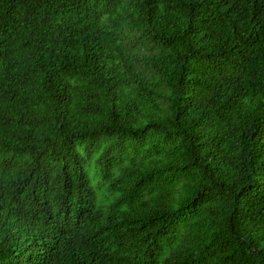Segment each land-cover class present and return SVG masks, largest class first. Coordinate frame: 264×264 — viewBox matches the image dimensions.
Masks as SVG:
<instances>
[{
	"label": "trees",
	"instance_id": "obj_1",
	"mask_svg": "<svg viewBox=\"0 0 264 264\" xmlns=\"http://www.w3.org/2000/svg\"><path fill=\"white\" fill-rule=\"evenodd\" d=\"M101 224L70 264H264V0H0V264Z\"/></svg>",
	"mask_w": 264,
	"mask_h": 264
},
{
	"label": "clouds",
	"instance_id": "obj_2",
	"mask_svg": "<svg viewBox=\"0 0 264 264\" xmlns=\"http://www.w3.org/2000/svg\"><path fill=\"white\" fill-rule=\"evenodd\" d=\"M109 24V23H108ZM110 25V24H109ZM112 27V26H111ZM114 31L112 27V32ZM141 41V37L136 38V41L132 42L136 46ZM111 47V46H110ZM51 189L47 185H43V192H44V199L47 204L52 203V193ZM70 208V207H69ZM71 224L73 220L70 216ZM112 222V220H111ZM129 228H133V225H127ZM103 224L98 227L97 225H87L83 227L82 234L78 237L76 234H66L65 237L62 239L61 243L58 245V248L53 252H58L55 257L49 258V264H70L71 261H81L85 259H96V255L92 252V249H96L93 244V238L96 231H104ZM111 228L119 229L120 225H117V221L112 222ZM69 231V230H68ZM68 233V232H67ZM113 235V234H112ZM171 235V234H170ZM117 237H123L121 235H113ZM148 244H150V248L154 250L160 259L168 260L170 259L171 253L178 247V242L172 239L171 241L164 240L163 243L158 240L154 233L152 234H145L144 235ZM109 238V234L107 239ZM140 239H142L140 237ZM143 240V239H142ZM130 244L132 245V250L130 252L129 258H122L120 259L121 264H156L158 260L153 257L147 251L146 246L144 244H135L131 241ZM69 251V252H68ZM52 253V254H53ZM84 256V257H83ZM166 264V263H162Z\"/></svg>",
	"mask_w": 264,
	"mask_h": 264
}]
</instances>
